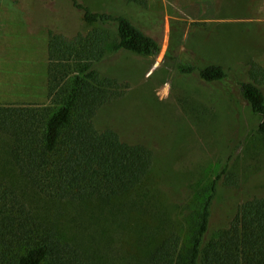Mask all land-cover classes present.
Masks as SVG:
<instances>
[{"label": "trees", "instance_id": "trees-1", "mask_svg": "<svg viewBox=\"0 0 264 264\" xmlns=\"http://www.w3.org/2000/svg\"><path fill=\"white\" fill-rule=\"evenodd\" d=\"M65 1L90 30L71 36L47 31L48 103L0 106V264H108L109 253L104 254L99 239L105 233H97V223L60 210L63 204L77 208L93 202L108 210L117 227L125 210L139 213L138 233L143 232L145 243L154 244L147 264H264V191L233 204L230 191L236 176L227 166L197 195L193 211L175 205V214L190 221L186 242L170 227L176 216L170 213L173 207L165 213L144 210L145 194L140 191L155 165V152L141 131L135 138L107 117L112 107L131 98L129 84L104 71L115 56H108L110 43L116 55L160 53V42L130 16L145 14L147 0H122L124 13ZM181 38L171 32L170 45ZM176 66L182 75L195 73L205 90L216 94L208 100L212 107L229 108L221 86L231 76L224 65ZM248 67L247 79L236 82L264 139V69L252 62ZM105 115L106 125H101ZM220 181L228 193L214 215Z\"/></svg>", "mask_w": 264, "mask_h": 264}, {"label": "rangeland", "instance_id": "rangeland-1", "mask_svg": "<svg viewBox=\"0 0 264 264\" xmlns=\"http://www.w3.org/2000/svg\"><path fill=\"white\" fill-rule=\"evenodd\" d=\"M77 1L94 11L125 12L122 0ZM70 6L65 0H0V106L48 103L47 31L71 36L90 30ZM144 12L129 13L135 25L160 42V53L116 55L110 43L108 56H115L104 72L128 83L132 100L112 107L107 117L135 138L137 130L148 137L155 165L140 191L145 194L144 210L165 213L173 207L170 213L176 216L170 227L186 242L190 221L175 214V205L193 211L197 195L210 188L225 166L236 176V187L230 191L233 204L264 191V139L236 82L247 79L251 62L264 69V0H147ZM197 30L201 31L195 34ZM171 32L182 34L172 46ZM177 62L224 65L231 76L221 86L229 108L212 107L208 100L216 94L205 90L195 73L182 75ZM235 71L237 76L232 77ZM107 117L101 125H106ZM223 185L221 181L216 185L214 215L228 193ZM60 210L97 223V233H105L99 239L104 254L109 253L108 264H147L154 244L145 243L143 232L138 233L139 213L125 210L117 227L108 210L94 202L77 208L63 204Z\"/></svg>", "mask_w": 264, "mask_h": 264}]
</instances>
